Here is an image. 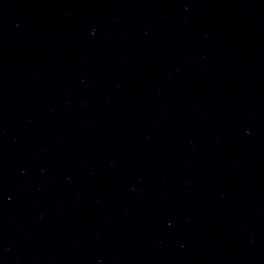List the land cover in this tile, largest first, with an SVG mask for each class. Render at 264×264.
Masks as SVG:
<instances>
[{
    "label": "water",
    "instance_id": "water-1",
    "mask_svg": "<svg viewBox=\"0 0 264 264\" xmlns=\"http://www.w3.org/2000/svg\"><path fill=\"white\" fill-rule=\"evenodd\" d=\"M0 264H264V0H0Z\"/></svg>",
    "mask_w": 264,
    "mask_h": 264
}]
</instances>
